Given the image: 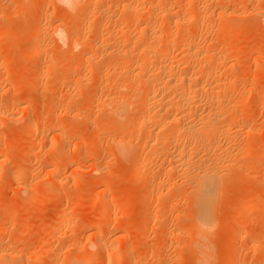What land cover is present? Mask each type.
Wrapping results in <instances>:
<instances>
[{"label":"rangeland","instance_id":"374dc122","mask_svg":"<svg viewBox=\"0 0 264 264\" xmlns=\"http://www.w3.org/2000/svg\"><path fill=\"white\" fill-rule=\"evenodd\" d=\"M136 1L138 19L127 7H121L132 3L136 6ZM152 1L77 0L68 9L60 0H0V264H81L84 254L90 251L96 254L92 264H105L114 251L112 248L118 253L111 264H264V0H155L153 6L157 10L153 9L154 12ZM167 4V8L172 4L173 9H169L174 13L180 8V15L188 9L184 14L191 24L186 20L179 22L182 31L179 26H173L174 31L178 28L177 39L175 33L172 35L170 13L160 17V8L165 9ZM204 6L211 10L218 7L216 10L224 13L221 12L220 17L208 13L203 16L206 20L199 19V22L197 10L201 11L200 7ZM148 11L152 16L159 12L154 15L157 19L154 21L161 32L153 25V18H150L151 26L150 19L146 21ZM189 15L191 19H187ZM141 16L145 17V22ZM135 20L141 24L137 26ZM142 22L146 27L147 24L152 29L155 27L148 28L153 31L149 36L157 37L160 45L156 46L166 50L165 56L149 61L156 65L152 68L148 64L151 70L147 67L144 76L157 75L158 61L181 62L180 66L187 69L194 66L197 70L198 64L195 67L191 60V65L189 61L186 63L188 67L182 63L185 55L182 40L190 36L187 40L195 43L193 47L202 46L201 50L197 48L199 51L223 55L220 63L213 64L215 69L212 68L216 72L215 80L220 82L225 75L224 81L229 80L228 85L224 82L226 87L223 86L228 96L221 98L222 103L224 100L227 104L220 105L222 110L225 108L227 113L229 109L230 113L231 108L227 106L239 102L231 116L236 113L238 123L233 124L235 129L238 126L236 132L240 129L242 133L239 131L235 136L233 125L230 135L236 140L228 135L231 140L228 143L229 137L223 138L222 134L220 142L217 137L216 141L224 150L227 147L226 151L223 148L219 150L221 153L218 151L221 159L227 157V152L228 155L240 153H233L236 161L232 160L229 168L226 166L228 177L217 180L215 195L206 210L208 229L199 228V235L194 228L199 203L193 188L188 187L181 169L165 173L168 156L173 151L170 148L172 137L166 138L170 144L158 141L162 149L152 141L156 130L152 123L157 119L158 108L154 110L152 106L150 111H157L149 113L147 105L151 104H145L144 95L140 94L143 91L137 88L141 82L127 86L129 91L120 87L128 72L126 67L141 55V46L137 47L141 41L136 39H141V35L137 36L136 32ZM113 24L117 27H112ZM206 24L211 27L210 32ZM167 25L171 34H167ZM56 26L61 28V38L54 31ZM118 27L120 32L114 29ZM183 27L184 31L188 27L186 37ZM121 29L120 38L126 41L124 36H127L130 44L119 38ZM124 29H128L129 35ZM155 34L160 35L159 39ZM164 35L167 39L172 35V40L169 39L176 45L169 39L166 42L172 47L165 42L161 44ZM112 40L117 41L120 49L116 43L113 46ZM74 41L78 42L76 48L71 46ZM152 41L149 43L154 44ZM153 42L157 43L155 39ZM82 45L85 51H81ZM125 51L131 52L130 55ZM122 54L133 61L129 59V65L123 64L116 70L113 67L121 61ZM165 57L170 60L166 61ZM207 80L204 79L205 84L216 82ZM111 95L129 104V109L121 116L107 109L105 100ZM234 100L237 103L234 104ZM141 105L147 106V110ZM138 110L144 113L148 124L153 116L146 128L134 125L136 117H140ZM165 112V108L160 109L159 115ZM113 114L118 117L114 118ZM172 124H165V129L172 130ZM65 137L70 139L67 144L63 141ZM147 137H151V142H147L150 141ZM112 139L123 142L118 147ZM216 141L215 145L219 146ZM244 148L249 152L240 155V149ZM198 151L195 158L201 160L204 155ZM212 151V155L215 154ZM141 160L145 166L140 165ZM216 162L223 164V160ZM225 163L223 166L227 165ZM136 166L144 167L139 178L133 176ZM105 202L107 208L103 211L100 204ZM173 231L181 233L180 237L171 236L169 233ZM96 240H102L106 249L97 251ZM35 248L45 255L34 256L31 250Z\"/></svg>","mask_w":264,"mask_h":264},{"label":"bare ground","instance_id":"6f19581e","mask_svg":"<svg viewBox=\"0 0 264 264\" xmlns=\"http://www.w3.org/2000/svg\"><path fill=\"white\" fill-rule=\"evenodd\" d=\"M76 1L77 0H60V2L61 3H63L66 7H68V9L74 4L75 5V3H76ZM153 1H155V0H153ZM152 1V4H151V6H152V10L153 9H156V7H154L153 6V4H155L154 2ZM150 3H151V1H149ZM137 3V1L134 3V4H136ZM145 3V2H144ZM164 3V2H163ZM191 3V2H190ZM195 3V2H194ZM133 4V3H132ZM131 4V5H132ZM138 4L139 3H137V5L135 6H128L127 4L124 6V4L121 6V7H127L128 9H127V11L128 10H130V11H132V14H135V17L138 19V17H137V15H139L138 13H136L135 11H136V9H138L137 7H138ZM157 4V3H156ZM170 4V3H169ZM120 5V4H119ZM145 5V4H144ZM148 5V4H147ZM150 5V4H149ZM159 5V4H158ZM172 5V4H171ZM170 5V7L169 8H172V6ZM187 5H188V3H187ZM193 5V4H192ZM198 5H200V4H198ZM140 6V5H139ZM142 6V5H141ZM167 6H168V4L166 5V7L163 5V7H165V9L164 8H160V10L162 11L161 12V16H160V14H158V16H160V17H162L163 16V14L166 16L167 15V13H168V15H169V13H170V19H171V22H173V23H171L170 22V20H168L167 19V21H168V23L170 24L171 23V26H172V30H173V26L174 27H178L179 26V29H180V25H178L179 24V22H182V21H184V20H186V15L184 14V13H182V15H180V13H181V11H180V8H177L178 10H179V12H172L169 8H167ZM184 6V5H183ZM196 6V5H195ZM145 7H146V5H145ZM154 7V8H153ZM160 7V6H159ZM159 7H157V8H159ZM179 7V6H178ZM188 7H189V5H188ZM193 7H194V5H193ZM208 7V6H207ZM72 8V7H71ZM140 8V7H139ZM149 10L151 11V13H152V10H151V7L149 6ZM182 8V7H181ZM218 8V7H217ZM216 8V9H217ZM124 9H126V8H124ZM142 9V8H141ZM173 9V8H172ZM184 9V8H183ZM197 9V8H196ZM199 9V8H198ZM200 9H201V11H198L197 10V12H198V16H197V21H199L200 22V20L201 21H203V20H206L205 19V17H203V16H205L206 14H214V15H216L217 14V16L216 17H220L219 15L220 14H223L224 12L223 11H221L220 9H218L219 11H217L215 8H214V10H213V8H212V10L210 9V8H205V6H204V8H202V7H200ZM157 10V9H156ZM159 10V11H160ZM176 10V9H175ZM174 10V11H175ZM177 10V11H178ZM190 10V9H189ZM193 10V9H192ZM216 10V11H215ZM134 11V12H133ZM138 11H139V9H138ZM150 11H148L149 13H150ZM191 11V10H190ZM129 12V11H128ZM146 12V11H145ZM144 12V13H145ZM147 12V13H148ZM153 12H154V10H153ZM189 12V11H188ZM187 12V13H188ZM196 11H195V13H197ZM221 12H223V13H221ZM131 13V12H130ZM146 13V14H147ZM150 13V14H151ZM157 13H159V12H157ZM157 13H155L156 14V16H157ZM191 13V12H190ZM189 13V14H190ZM228 13H230L231 14V12H228ZM227 13V14H228ZM142 14H143V12H142ZM145 14V17L147 16V22H148V20L150 19V18H153V25L154 26H156L157 25V28H158V24H156L155 25V19H156V16H152V14L151 15H146ZM185 16H184V15ZM191 14H193V13H191ZM229 15V14H228ZM233 15V14H232ZM149 16V17H148ZM152 16V17H151ZM203 17L202 19L200 18V17ZM208 16V15H207ZM206 16V17H207ZM133 17V16H132ZM132 17H131V19H132ZM145 17H142L141 16V18L143 19V18H145ZM193 17V16H192ZM124 18V17H123ZM149 18V19H148ZM191 19L190 18V15H189V17L187 16V19ZM224 18V17H223ZM109 19V18H108ZM140 19V18H139ZM163 19V18H162ZM165 19V18H164ZM163 19V20H164ZM194 19H195V17H194ZM193 19V20H194ZM200 19V20H199ZM217 20H218V18H216ZM89 20V19H88ZM141 20V19H140ZM144 20V19H143ZM143 20H141V21H143ZM161 21V23H162V20L160 19V18H158V21ZM221 20V19H220ZM110 21V20H109ZM125 21V20H124ZM132 21V20H131ZM136 21V20H135ZM151 21H152V19H150V23H151ZM156 21H157V19H156ZM160 21H159V23H160ZM166 21V22H167ZM192 21V20H191ZM190 21V22H191ZM194 21H196V20H194ZM207 21H210V20H207ZM219 21V20H218ZM99 22V21H98ZM101 22V21H100ZM99 22V23H100ZM112 22V21H111ZM144 22H145V20H144ZM165 22V23H166ZM185 22H187V23H189L187 20L185 21ZM199 22H193V24L194 23H198L199 25L198 26H201V25H203V24H201L200 25V23ZM205 22V21H204ZM216 22V21H215ZM104 23V22H103ZM129 23V22H128ZM131 24L133 23V22H130ZM136 24H137V26L139 25V24H141L140 22H138L137 23V21L135 22ZM135 23H133V25L135 24ZM152 23L150 24V26L152 25ZM156 23H158V22H156ZM187 23H184V26L186 25L187 26ZM142 24L143 25H141L140 27H139V29L137 30V36H138V34L139 35H141V39L139 38H136L138 41L140 40L141 41V44H139V45H137V41H135L136 42V44L135 45H137V47L138 46H141L140 47V50H142V52H141V55H139V57L138 56H136V60L135 61H133V59H130V57H128V55H130V53L129 52H127V51H129L128 49H126L127 51H125V53L127 52V54L128 55H126V56H124L123 54H122V57L123 58H121V61L118 63L117 61H116V63H118V64H116V65H114V67H113V65H112V67L115 69L116 67H119V66H122L123 64L125 65V64H128L129 65V62H130V60H132L133 61V63H132V65H131V62H130V65H131V67H130V65L128 66V67H126V66H123L124 68L126 67V68H128V70H126V68H125V70L126 71H128L127 73H125L126 74V77H124V80H123V82L121 81V84H120V87L121 88H123V87H125L126 88V90L127 91H129L128 89H127V86H128V88H129V85H131L132 83H136L137 85L139 84L138 82H141V85H140V87H143L142 89H140V87L138 86L137 88H139V90H141V91H143L142 93H140V94H142V96L144 97V99H142V100H144V102H145V104L147 105V103L148 104H151V105H147V106H149V108H148V110H149V113L150 112H152V111H150L151 110V108H152V106L153 107H155L154 108V110L156 109V108H158V112L157 113H155L154 111V113H155V115L156 114H158V115H156V117H157V119H156V121H154L153 123H152V120H153V116H151L150 118L152 119L151 120V122L150 123H152V125H153V127L156 129L155 130V133L154 132H152L151 133V135L154 133V137H153V135H152V137H153V139H152V141H154L153 142V144L155 143V142H157L158 143V145H156V143H155V145L154 146H159L160 145V143L158 142V141H167L168 143H169V141L170 140H166V138H168V136L169 137H172L171 138V141H170V143H172L170 146H172V147H170L171 148V150L173 149V151L169 154V156H168V154H167V156L169 157V159H168V157H167V159H168V162H167V169L165 170V173H167L166 171H170V173H173V171H179V169H181L182 170V175H183V177H185V178H183V179H185V181L188 183V187H189V185H190V187H192L193 189V191H194V193H195V196L194 197H196L197 198V200H198V203H199V216H198V219H197V221H196V223H195V225H194V228H195V230L196 231H198V229L199 228H203V229H205L206 228V230L208 229L207 227H206V221H207V217H206V214H207V212H206V210L207 209H209L208 208V203L210 202V200L211 199H213L212 197L215 195L214 193H215V186H216V182H218L217 180H219V178H222V177H228L227 175V171H228V169L226 170V166H228V168H229V163H233L232 162V160H234V162L236 161V159H234L233 157V153H237V152H230L231 153V155H228L229 154V152H227L228 154H227V157H225V158H222L221 159V157L219 156V153H221V151H222V148H223V150H224V146L223 147H221V145H219L218 143L220 142V139H219V136L221 135L222 136V134H223V138H225V136H226V138L227 137H229L228 135H230V134H232V133H236L235 134V136H237V134H238V132L240 131V129H239V131L238 132H236L237 130H238V126L236 127V129H235V125L234 124H236L235 122L237 121L236 119H237V117L235 116L236 115V113H235V115H233V116H231V113L234 111V110H237V106H238V103H237V101L236 100H234V104H235V101H236V103L237 104H235V105H237V106H235V105H232L231 103V106L229 105V99H228V105L229 106H227V108L228 107H230L231 108V110H230V113L228 112V110H227V113L225 112L226 110H225V108H224V110H222L223 109V107L222 106H220L221 104H226V103H224V100H223V103H222V99L221 98H224V96H225V98L228 96V90L226 91L225 89H227V88H225L226 87V85H225V83H227L229 80H228V78H227V80L228 81H224V80H226L225 79V76H227V75H225L224 76V79H223V76H222V78L220 79L221 81L219 82V80H215L214 78H215V76L213 75V74H215L216 72H214L213 71V69L212 68H214L215 69V67L213 66V64H215L216 62H219L220 60H222L223 59V55H221V54H215L214 53V51H213V53H209V52H204V51H199V49H197V48H199L200 46H199V44H197V46H199V47H197V48H195V46L193 47V44H195L194 42H188V40L187 39H189L190 38V36H187V39H183L182 40V44H181V46H182V48L183 49H185L184 50V53H185V55H184V59L182 58V60L184 61V62H182V63H187V61H189V60H191V61H193V63L195 64V67H196V64H198L197 65V70L196 69H194V66H193V68L192 67H190V69L188 68H186V66H180V64H181V62L179 63V65H178V63H174V62H172V60H171V62H166V63H160V61H158V62H156L157 63V69H156V73H157V75H154V76H144V74H143V72L144 71H146L145 69L148 67V64H150V67H152L153 65H156L154 62H152V63H154L153 65L151 64V62L149 63V61H154V58H158L159 56H162V55H164L165 56V54H166V50L164 49H160L161 47H158V46H156V44L157 45H160V41L159 40H157L156 38V36H158V39H159V36L160 35H156V34H158V32H156V38H154L155 39V41L157 42V43H155V42H153L154 41V39L151 37L152 35H150L149 36V34L151 33V31L148 29V28H150V29H152L151 27H148V24H147V27H146V23L144 24L143 22H142ZM191 23H189V25H190ZM209 24L210 23H208V26H209ZM213 24V23H212ZM215 24V23H214ZM99 25H102L103 27H104V25L103 24H99ZM114 25L115 24H113V26L112 27H114ZM166 25V24H165ZM182 25V24H181ZM196 25V24H195ZM132 26V25H131ZM135 26V25H134ZM136 26V27H137ZM168 26V25H167ZM170 26V27H171ZM192 26H194V25H192ZM204 26H205V24H204ZM213 26V25H212ZM219 26V25H218ZM115 27H117L116 25H115ZM120 27H122V26H120ZM120 27H118V28H114L115 30L117 29V30H119L120 29ZM135 27V28H136ZM153 27V26H152ZM206 27H207V24H206ZM220 27V26H219ZM138 28V27H137ZM160 28V27H159ZM157 29L158 31L160 30V29ZM188 27H186L185 28V31H186V29H187ZM195 28H197V27H195ZM201 28V27H200ZM199 28V30H201ZM205 28V27H204ZM208 28V29H207ZM206 29H207V31L208 32H210L209 30H211L210 28L211 27H207ZM131 29V28H130ZM153 29H155V27H153ZM152 29V30H153ZM161 29H162V27H161ZM164 29V28H163ZM168 29H169V26H168ZM177 30H178V28H176ZM176 29H175V31L173 30V33H172V35L175 33V32H177L176 31ZM213 29V28H212ZM219 29V28H218ZM125 31L124 32H126L127 34H128V32H127V30L128 29H124ZM148 30H149V33H148ZM166 30H167V28H166ZM181 30V29H180ZM197 30V29H196ZM54 31L56 32V34H58V37H62V32H61V28L59 27V26H56L55 27V29H54ZM130 31L131 30H129V33H130ZM134 31H135V29H134ZM134 31H132L133 33H134ZM138 31H139V33H138ZM156 31V30H155ZM155 31H154V33H155ZM165 31V30H164ZM163 31V32H164ZM182 31V30H181ZM183 31H184V27H183ZM184 31V37H186V32ZM119 32H120V30H119ZM118 32V36H119V34H123L122 33V29H121V33H119ZM159 32H161V30L159 31ZM171 30L169 29V32H167V34H171ZM188 33H189V31H187ZM202 32H205L204 30L202 31ZM147 33H148V35H147ZM178 33V35H179V32H177ZM114 34V33H113ZM116 34V33H115ZM127 34H125V35H127ZM132 34V33H131ZM130 34V36H131V38H135V37H132V36H134V34L133 35H131ZM151 34H153V31H152V33ZM159 34H161V33H159ZM163 34H165V33H163ZM183 34V33H182ZM182 34H180L181 36H182ZM197 34V33H196ZM117 35V34H116ZM129 35V34H128ZM162 35V34H161ZM172 35H170L171 37H172ZM176 35V33L174 34V36ZM121 36V35H120ZM120 36H119V38H120ZM130 36H128V37H130ZM136 36V37H137ZM170 36H169V38H170ZM196 36V35H195ZM195 36H194V38H195ZM203 36V35H202ZM115 37V36H114ZM125 37V40L126 41H129L130 39L128 38V40L126 39L127 38V36H124ZM163 37V36H162ZM164 37H165V35H164ZM167 37V36H166ZM162 38V40H163V42H161V44L162 43H167V44H169V42L170 43H173L174 42V40H173V42H171L170 41V39H169V42H166V40L168 41V39L167 38ZM183 37V38H184ZM189 37V38H188ZM110 38V37H109ZM149 38V39H148ZM174 38V37H173ZM175 38H176V36H175ZM174 38V39H175ZM179 39H180V36L178 37ZM192 38V37H191ZM114 39V38H113ZM120 39H122V41H124L123 40V37L122 38H120ZM165 39V40H164ZM177 39V38H176ZM181 39H182V37H181ZM193 39V38H192ZM203 39V38H202ZM61 40V39H60ZM149 40H153L152 41V43H154V44H151V43H149V42H151V41H149ZM172 40V39H171ZM190 40V39H189ZM197 40V39H196ZM120 41V40H119ZM122 41H120L121 43H122ZM126 41H124V42H126ZM149 41V42H148ZM159 41V42H158ZM176 41V40H175ZM178 41V40H177ZM198 41V40H197ZM196 41V42H197ZM206 41V40H205ZM112 42H113V40H112ZM120 42H118V43H120ZM134 42V43H135ZM180 42V41H179ZM115 43H116V45H117V41L115 40L114 42H113V46L115 45ZM127 43H129L130 44V41L129 42H127ZM159 43V44H158ZM164 43V44H165ZM177 43V42H176ZM198 43V42H197ZM199 43H200V41H199ZM80 44V43H79ZM81 44H83V43H81ZM80 44V45H81ZM86 44V43H85ZM124 45L123 46H127V45H125V43H123ZM132 44V43H131ZM163 44V45H164ZM180 44V43H179ZM179 44H178V46H179ZM170 45V44H169ZM176 44H175V42H174V46H175ZM200 45H202V44H200ZM71 46L73 47H75V46H78V42L77 41H74L72 44H71ZM88 45H86V47H87ZM119 46H122V44H119ZM171 46V45H170ZM203 46H205V45H203ZM128 47V46H127ZM126 47V48H127ZM132 47V46H131ZM172 47V46H171ZM186 47V48H185ZM206 47V46H205ZM76 48V47H75ZM116 48V47H115ZM117 48L118 49H120V47H118V45H117ZM116 48V49H117ZM165 48H166V45H165ZM168 48V47H167ZM182 48H179V49H181L180 51H182L183 49ZM201 48H202V46L200 47V50H201ZM86 50V48H85V45L83 46L82 45V47H81V51H85ZM125 48L123 47V49L121 48V50L123 51ZM169 49V48H168ZM168 49H167V51H168ZM207 49V48H206ZM209 49V48H208ZM207 49V50H208ZM131 50V49H130ZM139 50V51H140ZM202 50H204V49H202ZM214 50V49H213ZM138 51V50H137ZM211 51H212V49H211ZM217 51H218V49H217ZM216 51V52H217ZM34 52V51H33ZM101 52V51H100ZM108 52V51H107ZM169 52V51H168ZM179 52V51H178ZM183 52V51H182ZM221 52V51H220ZM219 52V53H220ZM109 53V52H108ZM107 53V54H108ZM123 53V52H122ZM133 53V52H132ZM138 53V52H137ZM222 53V52H221ZM134 54V53H133ZM143 54V55H142ZM30 55V54H29ZM170 55V54H169ZM183 55V54H182ZM132 56V55H131ZM166 56H168V55H166ZM119 57H121V55L119 56ZM133 57V56H132ZM135 57V56H134ZM147 57H150V58H153L152 60H150V59H148ZM163 57V56H162ZM169 57V56H168ZM174 57V56H173ZM180 58H181V55L179 56ZM180 58H179V60H180ZM130 59V60H129ZM164 59H167L166 61H168V59L169 58H164ZM174 59V58H173ZM90 60V59H89ZM88 60V61H89ZM103 60V59H102ZM160 60V59H159ZM162 60V59H161ZM170 60V59H169ZM175 60V59H174ZM176 60H178V59H176ZM129 61V62H128ZM155 61H157L156 59H155ZM99 62V61H98ZM100 62H101V60H100ZM105 62V61H104ZM103 62V63H104ZM161 62H164V60L163 61H161ZM177 62V61H176ZM189 63H190V61H189ZM189 63H187V64H189ZM220 63V62H219ZM185 64H182V65H185ZM186 64V65H187ZM93 65H94V63H93ZM101 65V64H100ZM107 65V64H106ZM190 65H191V63H190ZM189 65V66H190ZM221 65V64H220ZM220 65H218V66H220ZM223 65V64H222ZM222 65H221V67H222ZM217 66V67H218ZM224 66V65H223ZM226 66V65H225ZM93 67V66H92ZM187 67H188V65H187ZM121 68V67H120ZM153 68V67H152ZM194 69V70H192V69ZM227 68V67H226ZM154 69H155V66H154ZM153 69V70H154ZM116 70H117V68H116ZM148 70H151L149 67H148ZM152 70V71H153ZM221 70V69H220ZM228 70H229V67H228ZM151 72V71H150ZM154 72H155V70H154ZM214 72V73H213ZM110 73H112V72H110ZM113 73H115V72H113ZM146 73V72H145ZM220 73H221V71H220ZM220 73H219V71H218V74L220 75ZM229 73V72H228ZM116 74V73H115ZM105 75V74H104ZM113 74H111V76H112ZM143 75V76H142ZM222 75V74H221ZM107 75H105V77H106ZM115 76V75H114ZM211 76H214V77H212V80L213 81H216V82H214V83H206L205 84V82H204V79H208L209 80V77H211ZM218 76V75H217ZM216 76V77H217ZM229 76V75H228ZM218 78V77H217ZM216 78V79H217ZM231 78V77H230ZM115 79H116V77H115ZM108 80V79H107ZM117 80V79H116ZM208 80H207V82H208ZM211 79L209 80V81H212ZM119 81V82H120ZM206 81V80H205ZM223 81V82H222ZM230 81H231V79H230ZM233 81V80H232ZM231 81V82H232ZM254 81V80H253ZM103 82V81H102ZM107 82V81H106ZM225 82V83H224ZM230 83V82H229ZM233 83V82H232ZM232 83H230V85H231V89H232ZM227 85H228V83H227ZM229 85V86H230ZM132 86V85H131ZM223 86H225V87H223ZM228 86V87H229ZM120 88V89H121ZM230 88V87H229ZM118 90H119V88H118ZM230 90V89H229ZM233 90V89H232ZM231 91V90H230ZM133 92V91H132ZM118 93V92H117ZM120 93V92H119ZM227 93V95H225ZM230 93V92H229ZM131 94V93H130ZM133 95H134V92L132 93ZM113 95V94H112ZM112 95L110 96V97H108L105 101H108V106L111 108L112 106L111 105H113V109L111 108H109L108 106V108L107 109H109V111H111V112H109V113H114V114H118L119 116H121L120 114H123L125 111H127L129 108H128V105L129 104H127V103H124V102H122L121 100L119 101V100H117V96L115 97V96H113L112 97ZM230 95H231V93H230ZM135 96V95H134ZM233 96H235V95H233ZM161 98V99H163L161 102H159L158 100H161V99H158V100H156V98ZM231 97V96H230ZM120 98V97H119ZM227 100V99H226ZM239 100H240V98H239ZM105 101H104V103H105ZM125 101V100H124ZM231 101V100H230ZM233 101V100H232ZM143 102V101H142ZM226 102V101H225ZM69 103V102H68ZM158 103H160V104H158ZM203 103V104H202ZM107 103H105V105H106ZM202 104V105H201ZM241 104V103H240ZM145 105V106H146ZM202 107H201V106ZM227 105V104H226ZM140 106V105H139ZM143 106V108L144 109H146V107H144V105H141V107ZM151 106V107H150ZM204 106V107H203ZM220 107H222V108H220ZM226 107V106H225ZM106 108V107H105ZM128 108V109H127ZM142 108V112H144L143 109ZM165 108V114L163 115L162 113H163V111L164 110H162V113H160L161 115H159V110L160 109H164ZM141 109V108H140ZM166 109H168V111L166 110ZM147 110V109H146ZM239 110H240V108H239ZM137 111V110H136ZM199 111V112H198ZM200 111H202V115L200 114ZM148 112V111H147ZM197 112H198V115H197ZM236 112V111H235ZM138 113L140 114L141 113V111H139L138 110ZM145 113V112H144ZM144 113H142V114H140V117H139V115H138V117L139 118H137L136 117V120H135V122H134V125L136 126H140V127H145L146 128V126L147 125H149L147 122H148V120H146L145 119V116L143 115ZM237 113H238V111H237ZM113 114V115H114ZM147 114V113H146ZM151 114V113H150ZM149 114V115H150ZM228 114V115H227ZM233 114H234V112H233ZM111 115V114H110ZM149 115H147L148 117H149ZM152 115V114H151ZM176 115H178V117H177V119H176ZM240 115V114H239ZM117 116V115H116ZM115 115H114V118L116 117ZM237 116H238V114H237ZM242 116V115H241ZM118 117V116H117ZM175 117V118H174ZM155 118V117H154ZM239 118V117H238ZM116 120V119H115ZM118 120V119H117ZM116 120V121H117ZM120 120V119H119ZM117 123V122H116ZM172 124V127H173V129L171 130L170 129V131L168 130V128L167 129H165L166 127L164 126L165 124L167 125V124ZM234 123V124H233ZM237 123H238V121H237ZM176 124V125H175ZM118 125H120V124H118ZM173 125H175V126H173ZM234 125V126H233ZM239 125V124H238ZM35 126H36V123L35 124H33V127H32V130H34V128H35ZM98 126V125H97ZM96 126V127H97ZM105 126V125H104ZM104 126H103V129H104ZM122 126V125H121ZM167 126H169V125H167ZM171 126V125H170ZM232 126L234 127L233 129H235V131H233L232 133H231V128H232ZM54 127H56V125H54ZM99 127H100V125H99ZM98 127V128H99ZM119 127V126H118ZM134 127V126H133ZM172 127H170V128H172ZM231 127V128H230ZM246 127V126H245ZM98 128H96L98 131H99V129ZM242 130V129H241ZM244 130V129H243ZM248 132H249V130H251V129H246ZM97 131V132H98ZM154 131V130H153ZM127 132V131H126ZM128 133H129V131H128ZM239 133H242V131H240ZM247 133V132H246ZM149 134V133H148ZM225 134H227V135H225ZM126 135H128V134H126ZM148 136H150V134L148 135ZM231 136V135H230ZM234 136V137H235ZM243 136V135H242ZM129 137V136H128ZM219 139L218 141L219 142H217L216 140H217V138ZM232 137V136H231ZM234 137H232L233 139V141H234ZM66 138V139H65ZM64 139L65 140H63L66 144L70 141V139L68 138V137H65ZM125 138V137H124ZM130 138V137H129ZM148 138V137H147ZM150 139H151V137H149ZM147 139V140H150V139ZM223 138L221 137V139L223 140ZM239 138V137H238ZM117 139V138H116ZM113 140H115V139H112V141ZM125 140V139H124ZM127 140V139H126ZM146 140V141H147ZM221 140V141H222ZM225 140V139H224ZM235 140H236V137H235ZM112 141H110V142H112ZM128 141H129V139H128ZM215 141H216V144H218L219 146H220V148H219V146H216L215 145ZM231 140H230V137H229V141H228V143L230 142ZM115 141H113L112 143H114ZM121 142H123V140L121 139ZM120 139H119V141H117V142H115L114 144L116 145V146H118L119 147V145H120ZM125 142V141H124ZM147 142H151V140L150 141H147ZM223 142H226V140L225 141H223ZM129 143H130V141H129ZM145 143V142H144ZM169 143V144H170ZM227 143V142H226ZM111 144V143H110ZM148 144V146H149V143H147ZM161 144H162V142H161ZM169 144H168V146H169ZM242 144V143H241ZM112 145V144H111ZM114 145V146H115ZM151 143H150V147H151ZM235 145V144H234ZM163 146V145H162ZM236 146V145H235ZM264 146V145H263ZM2 147H4V145H2ZM122 147V146H121ZM121 147H120V149H121ZM128 147V146H127ZM149 147V148H150ZM160 147V146H159ZM228 147H230V145L228 146ZM262 147V146H261ZM5 148V147H4ZM148 148V147H147ZM154 149L155 148H157V147H153ZM161 148V147H160ZM232 148H233V146H232ZM231 148V149H232ZM248 148H251V147H248ZM248 148L247 149H245V150H243V149H240V150H242L241 152V154L240 155H243V154H247L249 151H248ZM162 149V148H161ZM160 149V150H161ZM215 149H216V151L217 152H215ZM226 149H227V147H226ZM226 149L224 150V151H226ZM230 149V150H231ZM237 149V148H236ZM150 150H152V147H151V149ZM159 150V151H160ZM197 150H200V152H202L203 153V155L204 156H202L203 157V159H198L197 157V159L195 158V154L197 153L196 151ZM212 150H214V152L212 151ZM219 150H221V151H219ZM121 151H123V150H121ZM157 151V150H156ZM211 151L213 152V153H215V154H213L212 155V153H211ZM218 151H219V153H218ZM161 152V151H160ZM168 152V151H167ZM174 152V153H173ZM196 152V153H195ZM199 152V151H198ZM199 152V153H200ZM211 153V154H210ZM218 153V154H217ZM224 153H226V152H224ZM238 153H240V152H238ZM152 154V153H151ZM161 154H162V152H161ZM263 154V153H262ZM201 155V154H200ZM221 155V154H220ZM160 156V155H159ZM163 156H164V153H163ZM166 156V155H165ZM165 156H164V159H165ZM197 156H199V154H197ZM233 156V157H232ZM148 157V156H147ZM223 157V156H222ZM76 158V157H75ZM145 158V157H144ZM200 158V157H199ZM213 158H215V159H213ZM227 158V159H226ZM233 158V159H232ZM235 158H237L236 156H235ZM224 159H225V161H224ZM241 159V158H240ZM219 161L220 160V163H222L221 162V160H223V164L226 162L227 163V165H225V166H223V164H219L218 162H216V161ZM143 161H145V160H143ZM141 162H142V160H141ZM164 162V161H163ZM165 162H166V160H165ZM225 163V164H226ZM141 164H143L144 165V162H142V163H140V165ZM229 164V165H228ZM237 164V163H236ZM165 165H166V163H165ZM233 165V164H232ZM145 166V165H144ZM231 166V165H230ZM234 166V165H233ZM166 167V166H165ZM165 167H163V168H165ZM144 168V167H143ZM143 168L142 167H137L136 166V169H135V173H134V178H139L141 175H142V171H143ZM231 168V167H230ZM232 169V168H231ZM230 171V170H229ZM181 172V171H180ZM13 173V172H12ZM185 174V175H184ZM13 176V175H12ZM15 176H17V175H15ZM16 179V178H15ZM53 179V178H52ZM54 179H56V178H54ZM18 180V179H17ZM58 180V179H57ZM19 181V180H18ZM53 182V181H52ZM56 182V181H55ZM218 184V183H217ZM161 185V184H160ZM184 185V184H183ZM187 185V184H186ZM185 187V186H184ZM189 187V188H190ZM217 188V187H216ZM159 189V188H158ZM188 189V188H187ZM157 190V189H156ZM34 191H35V189H34ZM35 193V192H34ZM159 194V193H158ZM34 195V194H33ZM145 199V198H144ZM102 204V205H101ZM100 204V207H101V210H103L104 211V209L105 208H107L106 207V202H105V204L104 203H101ZM162 205V204H161ZM196 207V206H195ZM212 210V209H211ZM198 212V211H197ZM211 213H213V212H211ZM102 214V213H101ZM100 214V215H101ZM208 216V215H207ZM99 217H101V216H99ZM196 217V216H195ZM102 218V217H101ZM211 218V217H210ZM99 219V218H98ZM97 219V221L99 222V220ZM101 220V219H100ZM209 220V219H208ZM209 222V221H208ZM152 225V224H151ZM209 225V224H208ZM192 226V225H191ZM202 229V232H201V234L203 233V230ZM200 231H201V229H200ZM198 233V235H199V231L197 232ZM169 234H171V236L173 235V237L175 236L176 238H178V237H180V234L181 233H174V231L172 232V233H169ZM183 234V233H182ZM203 235V234H202ZM202 235H201V237H202ZM206 235V234H205ZM170 236V237H171ZM203 237H206V236H203ZM202 237V238H203ZM96 242H97V240H96ZM96 250L97 251H101V250H104V249H106V246H105V244L102 242V240L101 241H98L97 243H96ZM116 248V247H115ZM95 250V251H96ZM112 250H114V251H112ZM112 253H111V255L106 259L107 261H106V263L105 264H111V260H112V258H114V257H116V255H117V253L118 252H116L117 251V249H113L112 248ZM32 252V254H34V256H42V255H45V253L44 252H42V251H39L38 250V248H35L34 250H31ZM80 251V250H79ZM86 254V255H85ZM84 254V256H83V258H82V263L81 264H92L93 262H94V260H95V253L94 252H92V251H90V252H87V253H85ZM75 262V261H74Z\"/></svg>","mask_w":264,"mask_h":264}]
</instances>
